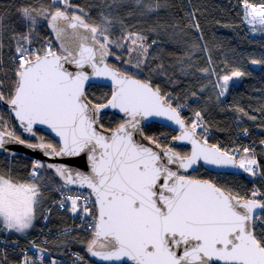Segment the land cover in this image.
<instances>
[{
	"label": "snow or ice",
	"instance_id": "snow-or-ice-1",
	"mask_svg": "<svg viewBox=\"0 0 264 264\" xmlns=\"http://www.w3.org/2000/svg\"><path fill=\"white\" fill-rule=\"evenodd\" d=\"M60 2L62 8L27 5L19 9L29 29L14 35L17 38L12 56L14 79L7 92L5 82L0 80V102L9 106L22 131L36 138L33 126L46 125L59 138L58 142H46L39 137L36 143H30L0 117V150L7 152L5 145L19 144L40 150L46 157L84 155L89 170L33 160L26 180L14 176L10 170L0 171L3 228L24 233L33 227L44 200L42 189L51 188V183H44L41 170H52L62 181L52 189L61 194L62 198L54 201L58 207L63 209L68 203L72 214L92 216L89 204L95 206L96 214L88 225L91 239L86 243V252L101 261L264 264V200L257 198L264 193L254 189L246 198L213 180L184 174L202 160L218 168H239L257 176L259 162L254 149L245 147L243 156L237 159L240 149L229 151L209 144L208 128L200 111L188 123L181 114L185 105L174 104L170 93L154 87L150 79H139L136 74L107 62L109 56L115 55L111 46L123 48L122 41H126L129 55L136 53L137 60L134 65L131 60L123 63L139 73L156 41L148 45L147 38L138 32H125L121 40H113L108 16L102 14L101 24H90L83 15H69L73 8L71 0ZM129 3L139 8L141 15L162 7L159 0H112L109 7L119 8ZM242 5L244 20L264 30V4L257 8L249 0H242ZM38 17L46 20L55 33L58 50L50 40L40 48L30 47ZM195 27L199 29V24ZM86 68L91 69V75ZM200 71L208 73L209 69ZM245 75L234 69L230 75L219 76V96L228 91L230 81ZM92 77L111 80L112 91L106 102L93 103L88 98L85 84ZM108 108L118 109L126 117L111 130L104 128L99 117L101 110ZM150 117H163L177 125L180 134L173 136L172 141L186 142L191 145V151L182 153L161 145L156 137L143 136L141 121ZM198 129L205 134L203 138ZM138 134L152 146L139 142L135 138ZM69 185L87 188L90 193L88 196L64 194L63 189ZM44 219H48L47 215ZM75 255L84 261L83 256ZM30 259L25 256L22 264H30ZM51 264L57 261L53 259Z\"/></svg>",
	"mask_w": 264,
	"mask_h": 264
},
{
	"label": "trees",
	"instance_id": "trees-1",
	"mask_svg": "<svg viewBox=\"0 0 264 264\" xmlns=\"http://www.w3.org/2000/svg\"><path fill=\"white\" fill-rule=\"evenodd\" d=\"M249 2L264 4V0ZM159 3L162 7L156 12L141 15L140 9L131 3L112 8L109 7L112 0H71L73 8L69 10V15H83L90 24H101L102 14L108 16L112 22L109 35L113 40H121L125 32H138L147 38L148 45L156 41L149 48L146 65L139 73L131 65L123 63L131 60L134 65L137 60L136 53L129 55L126 41H122L125 44L123 48L111 46L115 55L108 57V63L130 74H136L140 79H150L154 87L158 86L162 92L170 93L174 104L185 105L181 114L188 123L195 118V112L200 111L208 128V142L223 150L238 148L240 154L245 147L254 149L259 162L258 175L252 180L241 175L212 173L202 167L191 173V177L213 180L246 198L251 196L254 189L264 193V145L261 144L264 141V63H251L253 60L264 61V37L251 36L243 18L242 0H159ZM27 5L53 9L63 7L60 0H0V80L5 82V92L14 79L12 70L15 65L12 56L15 55L17 46L14 35L23 34L29 29V24L19 12L22 6ZM196 23L199 24V29L195 27ZM31 38L32 48L42 47L47 40L57 50L59 48L55 33L42 17H38ZM25 47L29 45L25 44ZM117 56L120 57L119 60L116 59ZM204 68H208L209 72L200 71ZM234 69H239L246 75L230 81L228 91L224 96H219L218 77L230 75ZM85 90L92 102L103 103L110 97L112 88L92 84ZM192 93L196 95L193 96ZM0 117L24 139L37 142V138L43 137L46 142L57 143L40 130H34L36 138L30 134L26 136L5 102H0ZM123 120L114 114H102L100 117L104 128L110 129ZM144 132L147 136L158 138L161 145H170L172 137L176 135L169 127L154 123L147 125ZM198 134L202 138L205 135L199 129ZM175 149L182 153L189 152L186 147ZM33 160L20 153H15L14 156L0 154V171L10 170L14 176L26 180ZM41 172L45 176L44 183H51V188L42 189L44 200L38 208L34 227L29 232H24L26 238L21 245L40 233L44 217L51 209L45 228L47 231L43 230L45 243L39 244L50 250L54 259L64 260L68 264L73 262L69 256L70 250L80 253L87 264H103L95 262L86 252L91 232L76 230L75 218L66 211L53 207L57 194L52 189L62 181L54 176L52 170L47 173V170L42 169ZM49 177L52 179H47ZM257 198L264 200V195ZM92 214H96L94 205ZM0 227L5 234L13 235L14 238H19L22 234L9 233L1 224ZM10 256L12 257L11 254Z\"/></svg>",
	"mask_w": 264,
	"mask_h": 264
},
{
	"label": "water",
	"instance_id": "water-1",
	"mask_svg": "<svg viewBox=\"0 0 264 264\" xmlns=\"http://www.w3.org/2000/svg\"><path fill=\"white\" fill-rule=\"evenodd\" d=\"M58 43H59V41H58ZM107 62H108V60H107ZM85 70L88 71L89 74L91 75V69L90 68H86ZM92 84H100V85L110 86L112 88L111 80L106 78V77H92L88 82H86L85 89H86L87 86L92 85ZM102 114H114V115L119 116L122 119H126L124 114L119 112L118 109H111V108L102 109L101 112L99 113V117H101ZM17 123L19 124V121H17ZM151 123L167 126L170 129H172L173 131H175L176 135L180 134L179 127L177 125L173 124L171 121H168L166 118H163V117H150L147 120L141 121V129H142V132H143V136H147L146 133L144 132V128L147 125L151 124ZM19 126H20V124H19ZM105 129L111 130L110 128H105ZM112 129H114V128H112ZM21 130H22V128H21ZM33 130H40V131H42L44 133H47L48 135H50L52 138H54L58 142L59 138L56 137L55 133L52 132L51 129H49L46 125H39V124L34 125L33 126ZM24 134L26 136L29 135L28 133H24ZM135 138L141 143H144L146 145L152 146V145L149 144V141L143 139V137L141 135H139V134L136 135ZM200 138H202V137L200 136ZM208 143L212 144L210 142H208ZM169 146H171L173 148L186 147V148L189 149V152L191 151V145L187 144L186 142H174V141L171 140V143H170ZM5 148L8 149V151L5 152L4 150H0V154L11 155L10 153H20V154L28 156V157H30V158H32L34 160H40V161H42L45 164H65V165H69V166H71V167H73L75 169H79L81 171L87 172L89 170L88 167H87V157L84 156V155H82L81 157H78V158L46 157V156L43 155L42 151L33 150V149L25 147L24 145L7 144V145H5ZM200 167H202L206 171H209V172H212V173L241 175L244 178H247V179H250V180L255 178V176H250L248 173H245L242 169L234 168V167L218 168V167L213 166V165L205 164L202 160L199 161L197 164L193 165V167L191 169H188L186 173H184V170H181V172L186 174V175H190L191 173L197 171ZM69 187H71L72 189H75L77 191H81V192L87 193L88 195L90 193L89 189L80 188L78 185H69ZM91 258L97 263H103V264H125L124 261L105 262V261H101L97 257H92L91 256ZM127 264H130V262H127Z\"/></svg>",
	"mask_w": 264,
	"mask_h": 264
},
{
	"label": "built area",
	"instance_id": "built-area-1",
	"mask_svg": "<svg viewBox=\"0 0 264 264\" xmlns=\"http://www.w3.org/2000/svg\"><path fill=\"white\" fill-rule=\"evenodd\" d=\"M63 192L64 194L73 195V196L75 195L88 196V194H85L84 192L81 191L73 190L69 186L64 188ZM56 193L57 196L54 199V201L58 202L62 197L60 193L58 192ZM54 201H53L54 208H58L60 210L66 211L69 216L75 218L76 224L74 225V228L76 230L82 232H91V229L88 227V225L92 223V216H94L93 214L92 216H84L81 213L72 214L70 211H68L70 204L66 203L65 208L61 209L60 207H58L57 203H54ZM92 206H93L92 204H89L91 212H92ZM50 213L51 211H47L46 215L48 219L47 220L44 219V224L40 228V233L34 239L25 242V244L23 245H21V242L24 241L26 238L25 233H22L23 235L21 234L19 238H14L5 234L3 229L0 227V264H22V261L24 260L25 256L31 258L30 264H51V261L54 259L52 253L48 249L44 248L42 245L39 244V243L42 244L45 243L46 237L45 235H43V230L45 231V228L49 222ZM38 249H44L45 251L41 252ZM10 254L15 259L12 258ZM75 254H79L80 256H82L80 253H76L70 250L69 256L70 258L73 259V262L69 264H82L83 261H79ZM56 261L57 264H68L64 260H56Z\"/></svg>",
	"mask_w": 264,
	"mask_h": 264
},
{
	"label": "rangeland",
	"instance_id": "rangeland-1",
	"mask_svg": "<svg viewBox=\"0 0 264 264\" xmlns=\"http://www.w3.org/2000/svg\"><path fill=\"white\" fill-rule=\"evenodd\" d=\"M249 4H254L252 2H249ZM262 3H258V4H254L257 6V8H259V6L261 5ZM243 12H244V9H243ZM245 24L247 25V27L249 28V31H250V34L251 36L253 37H264V30H261V26L260 25H250L248 24V22L246 20H244ZM253 28H255V30H253ZM241 156H243V151L242 153L239 155V157H237V159H239ZM256 158V157H255ZM47 173H49V170H47ZM46 173V175H47ZM35 222V220H34ZM34 222H33V225H34ZM31 229V228H30ZM19 234V233H18ZM23 235V234H22ZM11 237H15V236H11Z\"/></svg>",
	"mask_w": 264,
	"mask_h": 264
},
{
	"label": "crops",
	"instance_id": "crops-1",
	"mask_svg": "<svg viewBox=\"0 0 264 264\" xmlns=\"http://www.w3.org/2000/svg\"><path fill=\"white\" fill-rule=\"evenodd\" d=\"M1 225H2V224H1ZM33 227H34V225H33ZM33 227H32L31 229L26 230L25 232H29L30 230L33 229ZM6 231L9 232V233H17V232H15L14 230H6Z\"/></svg>",
	"mask_w": 264,
	"mask_h": 264
},
{
	"label": "flooded vegetation",
	"instance_id": "flooded-vegetation-1",
	"mask_svg": "<svg viewBox=\"0 0 264 264\" xmlns=\"http://www.w3.org/2000/svg\"><path fill=\"white\" fill-rule=\"evenodd\" d=\"M29 136V135H28ZM29 138V137H28ZM26 140H28V139H26ZM29 142H31V143H36V141H31V140H28Z\"/></svg>",
	"mask_w": 264,
	"mask_h": 264
},
{
	"label": "bare ground",
	"instance_id": "bare-ground-1",
	"mask_svg": "<svg viewBox=\"0 0 264 264\" xmlns=\"http://www.w3.org/2000/svg\"><path fill=\"white\" fill-rule=\"evenodd\" d=\"M57 187V186H56ZM57 194V193H56ZM50 251V250H49ZM51 252V251H50ZM52 253V252H51Z\"/></svg>",
	"mask_w": 264,
	"mask_h": 264
}]
</instances>
